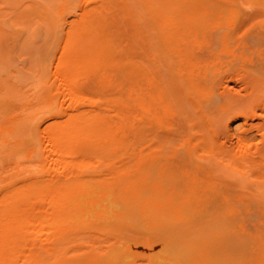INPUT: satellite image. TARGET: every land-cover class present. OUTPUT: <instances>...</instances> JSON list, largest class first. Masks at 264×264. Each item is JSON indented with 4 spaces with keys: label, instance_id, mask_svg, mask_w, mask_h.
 <instances>
[{
    "label": "bare ground",
    "instance_id": "1",
    "mask_svg": "<svg viewBox=\"0 0 264 264\" xmlns=\"http://www.w3.org/2000/svg\"><path fill=\"white\" fill-rule=\"evenodd\" d=\"M58 6L0 122V264H264V0Z\"/></svg>",
    "mask_w": 264,
    "mask_h": 264
},
{
    "label": "rangeland",
    "instance_id": "2",
    "mask_svg": "<svg viewBox=\"0 0 264 264\" xmlns=\"http://www.w3.org/2000/svg\"><path fill=\"white\" fill-rule=\"evenodd\" d=\"M60 4L61 0H0V35L2 36H0V39L2 38L0 53L4 54V56L0 54V122H5L6 115L22 110V103L27 100L28 92L33 90V88L28 89V86L37 79L34 76V72L36 73L34 61L46 60L48 53L56 47L59 39V37L57 39V30L48 21L50 22V18L57 12ZM70 8L71 6H68L66 11ZM6 87L11 88L15 95L5 97ZM109 93L108 90L102 91L97 97H106ZM95 96L89 95L91 98ZM241 122L240 118L233 120L231 127H236ZM11 157L8 150L0 151V165H7ZM251 214L250 231L262 235L264 215L253 214V212ZM132 231L129 227H125L111 234L97 232L86 239L89 246L85 249H91L92 246H104L116 239L126 240ZM248 250L258 249L253 247Z\"/></svg>",
    "mask_w": 264,
    "mask_h": 264
}]
</instances>
